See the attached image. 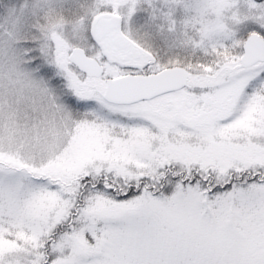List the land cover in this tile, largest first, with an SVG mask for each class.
I'll return each mask as SVG.
<instances>
[{
    "label": "snow or ice",
    "instance_id": "1",
    "mask_svg": "<svg viewBox=\"0 0 264 264\" xmlns=\"http://www.w3.org/2000/svg\"><path fill=\"white\" fill-rule=\"evenodd\" d=\"M0 264H264V0H0Z\"/></svg>",
    "mask_w": 264,
    "mask_h": 264
}]
</instances>
